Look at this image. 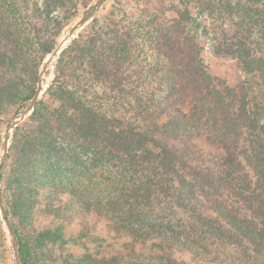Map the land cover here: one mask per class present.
I'll use <instances>...</instances> for the list:
<instances>
[{"label":"trees","instance_id":"1","mask_svg":"<svg viewBox=\"0 0 264 264\" xmlns=\"http://www.w3.org/2000/svg\"><path fill=\"white\" fill-rule=\"evenodd\" d=\"M22 1L0 0L8 11L0 13V119L12 106L30 101L43 60H29V68L20 65L27 62L22 52L29 38L25 29H16V6ZM59 1L64 6L65 0H45L50 5ZM201 1V7L215 8ZM262 1L239 0L232 6L218 0L217 9L223 5L238 17L236 47L228 48L246 75L237 86L208 71L194 40L198 23H190L187 8L182 13L186 31L174 41L164 40L149 68L158 78L133 80L119 73L115 12L104 22L95 16L71 40L57 59L46 99H38L27 120L14 127L6 156L13 166L7 177L5 160L1 165L0 226L2 219L9 220L20 264H190L177 253L207 245L234 248L221 264H264V5L256 8ZM66 3L76 6L74 0ZM256 26L258 41L251 39ZM53 48L54 43L43 54ZM24 74L27 90L20 86ZM80 82L90 83L94 92L97 83H105L113 92L102 95V105L73 89ZM146 84L153 91L138 94L128 88ZM122 105L130 108L131 118L103 108ZM74 147L101 161L110 177L116 174L112 182L119 190L92 197L95 192L88 185L87 194L77 196L68 172L79 159ZM87 175L91 181L92 172ZM160 198L182 201L193 220L172 224L163 216L151 218L150 202ZM73 202L82 204L75 211L103 218L111 232L118 238L127 235L129 242L107 252L86 250L78 257L61 250L68 242L84 240L88 232L68 238L63 223L41 228L36 214L60 204L66 217L76 213L67 206ZM92 239L106 242L100 234ZM5 241L0 230V263Z\"/></svg>","mask_w":264,"mask_h":264},{"label":"rangeland","instance_id":"2","mask_svg":"<svg viewBox=\"0 0 264 264\" xmlns=\"http://www.w3.org/2000/svg\"><path fill=\"white\" fill-rule=\"evenodd\" d=\"M74 1L76 2V6H74L75 8H73V5L71 6L66 3L71 2L73 4V0H65L64 6L61 5L63 4L61 1L53 2L51 5L48 2L46 3L45 0H23L22 2L17 3L15 18L18 27H16V29L21 28L22 31L25 29L29 36L28 43L25 45L23 49L24 51L22 52L23 56L27 59V62H25L24 59L22 60L23 62L20 64L22 68H29V60L35 62L39 57H43L42 63L39 66L40 71L43 63L46 62L50 56L49 53L44 55L43 50L53 43L55 48L59 41L65 36L71 25L83 15L85 10L91 4L95 2V0ZM205 1L213 3L215 8L201 7V0H103L101 4L93 7L88 22L85 23L82 28H80L62 47L64 49L70 44L71 40L75 38L84 26H86L95 16H98L100 21L104 22L107 18L111 17L110 14L112 12H115L118 21L116 26L118 31L114 32L113 36H118L116 42L120 46L117 61H119L122 68L119 73L128 76L133 80H137L139 77L141 80L147 81L155 77L158 78L155 71L153 69L149 70V68L157 62L159 51H161V46L163 44L162 42L167 38L174 41L179 33L186 31L184 26L188 25L186 21L182 20V13L185 8H187L190 13V23L194 20V12L206 11L213 17V22L208 28L205 26L202 32V37L197 34V30L194 36L195 42L202 48L204 63L212 75L222 79L228 86L240 85L246 78V75H244V73L238 68L234 54L228 50L229 47L234 48L238 40L234 37L236 36L235 22L238 20V17L235 13L224 11L225 9L223 5L221 9H217L218 0ZM227 1L233 6L235 5L234 3L239 0H220L221 4L226 3ZM244 1L245 0H242V2ZM263 5L264 1L257 3L256 8L260 9ZM209 10H213V13H210ZM0 13H2L3 16L5 14L8 15L7 9L2 7H0ZM195 22L197 23V21ZM259 29L260 28L256 26L252 30V40H259ZM209 32L213 33L212 46L210 49L205 50L203 45ZM127 45L129 46L127 51H125V53L124 51L122 52L121 50H125ZM254 50H256V48H254ZM61 51L47 64V70L42 76V92L39 99H46L45 92L56 74V63ZM124 58H126V60ZM128 61H131L132 64L128 63ZM76 67L78 68L76 74H80L82 71L81 66L77 65ZM24 76L26 78L25 83H21L20 86L23 87L22 89L27 90V86L30 83L27 81V75L24 74ZM37 83L38 78L36 86ZM94 88L96 92L91 89L90 83L80 82L77 83L73 89L81 95L85 94L86 99L95 100V102L98 101L102 105L104 104L100 100L102 95L105 94V96H108L113 92L105 83L101 82L97 83ZM128 88L132 90V92L138 94H145L153 91L147 84L143 85L142 89L135 88L132 85ZM126 97H128V100H132L128 94ZM28 103L29 100L22 102L18 107L12 106L7 114H4L1 117L0 158L3 154L5 129L8 123L15 115H19ZM106 107L110 113L117 116L120 115L131 118L130 108L126 105H122L121 107L104 106L103 108L106 109ZM31 112L17 125L23 124ZM14 127L9 133L8 149L11 145ZM74 148H76L75 153L79 159L72 161V165L69 167L68 172L73 185L77 189V196L87 194L86 190L89 189L87 187L88 185L93 186L92 191L95 193L91 195L92 197H98V193L100 194V197H107L111 193H115L119 190L115 189L116 187L119 188V186H116L112 182V179H115L114 176L116 174L113 175V177H110L108 173H105V171L103 172L101 161L94 160L93 155H88L89 152H86L84 149L78 147ZM12 166L13 159L5 158V168L3 171L6 177L8 176V173H11ZM91 172L93 176L91 177V181H89L86 176H88L87 174L89 173L91 174ZM181 202L182 201L177 199H171L170 201L165 198H160L158 201L152 199L150 202V204L153 205V214H151V218L155 217V215L163 216L165 219L171 220L172 224L180 223L181 221L188 219L193 220L191 213L187 209H184ZM73 203L67 204L70 210L75 211L82 207V204ZM139 204L147 203L140 201ZM51 205H53L50 207L51 210L47 208L44 213L36 214V221L40 223L41 228L53 227L54 224L63 223L68 238H74L75 235H79L80 232L83 231L88 232V236L84 240L79 238L80 240L76 239L75 242H68L62 246L61 250L72 252L78 257L86 250L90 252H95L96 250L107 252L110 250L121 249L123 243L129 242L127 235L123 238H118L114 232H111L110 228L106 227L107 221L103 218H98L89 215L88 213H80L78 211H75L76 213L70 212L64 217L62 213L65 210L60 209V204ZM92 205L91 206L94 209H99L101 207V204ZM56 213L59 214V217L55 216ZM89 229H92V232L90 233L91 235L89 234V231H91ZM0 230L6 236L5 246L7 247L5 257L0 264H14L13 246L4 219H2ZM93 234L105 236L106 242L100 244V242L93 240ZM225 246L207 245L206 249L203 250L199 247L192 246L185 248L182 253L177 254L190 264H221V262L228 257V254L230 255L234 251V248L230 245ZM57 251H59V249ZM194 255H197L195 259Z\"/></svg>","mask_w":264,"mask_h":264},{"label":"water","instance_id":"3","mask_svg":"<svg viewBox=\"0 0 264 264\" xmlns=\"http://www.w3.org/2000/svg\"><path fill=\"white\" fill-rule=\"evenodd\" d=\"M103 0H95V2L93 4H91L83 13L82 16H80V18L78 20H76L71 27L68 29L66 35L64 36V40H70L72 36H74V34L77 33V31L82 28V26L88 22V20L91 17V12L93 7L98 6ZM63 42L59 41V43L57 44V46L49 53V58L47 59L46 62L43 63L40 71H39V75H38V83H37V87H36V91L34 93V95L32 96V98L30 99L29 103L27 104V106L19 113V115H15L12 120L8 123L6 129H5V136H4V146H3V154L0 158V171H1V165L4 162L7 153H8V142H9V133L10 130L16 126L20 121H22L33 109L34 105L36 104L37 100L39 99V96L42 92V76L45 73V71L47 70V64L50 61V57L59 54V52L61 50H63L62 47ZM2 201H1V188H0V211L2 212ZM5 224L7 227V231L8 234L10 235L11 238V242H12V246H13V256H14V264H20V252H19V248H18V241L17 238L14 234V231L11 227V224L9 222L8 219L5 220Z\"/></svg>","mask_w":264,"mask_h":264},{"label":"built area","instance_id":"4","mask_svg":"<svg viewBox=\"0 0 264 264\" xmlns=\"http://www.w3.org/2000/svg\"><path fill=\"white\" fill-rule=\"evenodd\" d=\"M194 20L197 21L198 27H197V34L202 37V32L205 26H210L213 22V17L209 15L206 11H200V12H194L193 13ZM213 39V33L209 32L206 41L204 42V49L208 50L211 48V43Z\"/></svg>","mask_w":264,"mask_h":264},{"label":"bare ground","instance_id":"5","mask_svg":"<svg viewBox=\"0 0 264 264\" xmlns=\"http://www.w3.org/2000/svg\"><path fill=\"white\" fill-rule=\"evenodd\" d=\"M65 35H66V34H65ZM63 40H64V37H63L62 40H61V41L63 42L62 46L68 41V40H65V41H63ZM61 41H60V42H61ZM54 56H55V55H54ZM54 56L50 57V61L53 59ZM46 61H47V60H46ZM50 61H49V62H50ZM49 62H48V63H49Z\"/></svg>","mask_w":264,"mask_h":264}]
</instances>
